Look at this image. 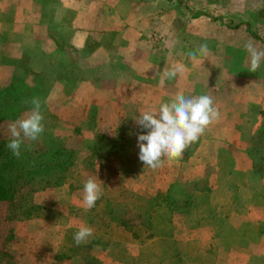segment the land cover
Returning a JSON list of instances; mask_svg holds the SVG:
<instances>
[{
    "label": "rangeland",
    "instance_id": "1",
    "mask_svg": "<svg viewBox=\"0 0 264 264\" xmlns=\"http://www.w3.org/2000/svg\"><path fill=\"white\" fill-rule=\"evenodd\" d=\"M257 1L261 2L260 7L252 9ZM161 2L195 5L192 18L220 20L227 26L239 22L247 35L255 36L258 47L261 44L264 51V0ZM236 11L238 14L233 15ZM0 37V89H8L0 93V146L8 142V123L31 108L30 104L22 103L24 99L33 96L41 99L45 126L38 140L25 141L21 146L23 157L29 149L35 151L29 155L28 166L33 180L19 190L17 208L10 210L0 202V247L6 251V255L0 251V264H264V203L257 204L259 211L255 217L248 211L251 205L248 201L254 193L264 198V184L237 192L241 204L227 205L225 195L209 197V184L215 179L212 172L206 169L204 178L194 180L193 166L185 167L182 175L177 166L195 151L198 140L184 151L187 157L182 154L177 160H165L156 170L144 167L135 176H109L98 159L101 145L106 143L100 137L118 143L119 136L125 133L129 151L138 157L137 136L143 130L135 123V109L115 108L111 116L100 106L86 110L79 107L75 112L69 107V116L62 111L58 115V100L65 98L61 94L54 96L55 91L50 89L48 82L53 76L47 70L33 67L38 59H33L31 69L29 59L2 57L13 47L4 34ZM68 54L55 66V71L61 72L56 76L67 75L70 82L78 83L88 76V66L81 58L82 52L73 53L74 58ZM238 60L242 61V57ZM260 65L262 68L253 73L257 78H264V60ZM89 72L92 74L93 69ZM223 82L224 78L216 75L208 80L214 87L222 86ZM238 82L242 90L249 85L248 79H238ZM86 95V92L79 93L77 100H85ZM93 95L97 100L110 98L99 86ZM72 116L75 121L68 122L67 118ZM62 147L73 154L64 177L58 167L62 156L55 154ZM248 152L253 174L262 177L263 127L249 139ZM89 176L97 178L103 194L94 207L86 210L82 202L83 182ZM23 206L34 207L30 216L22 214ZM81 224L91 226L93 235L87 243L76 246L73 234ZM255 226L261 229L260 233H253ZM238 229L241 234L237 235Z\"/></svg>",
    "mask_w": 264,
    "mask_h": 264
},
{
    "label": "crops",
    "instance_id": "2",
    "mask_svg": "<svg viewBox=\"0 0 264 264\" xmlns=\"http://www.w3.org/2000/svg\"><path fill=\"white\" fill-rule=\"evenodd\" d=\"M260 5L257 1L252 9ZM192 6L161 0H0V36L4 34L13 47L2 57L29 59L31 69L33 59H38L39 64L36 61L33 67L53 76L48 82L50 89L54 96L65 98L58 100L57 113L66 117L69 107L75 112L79 107L100 106L111 116L115 108H134L138 115L140 110L158 108L177 93L210 95L220 117L198 139L195 151L199 153L194 151L177 164L179 175L185 167L193 166L196 175L192 178L202 179L208 169L215 178L208 196L225 195L227 205L236 204L241 201L237 192L264 184V175L253 174L248 155L249 139L264 128V78L250 72V66L241 67L250 64L246 43H253L258 50L263 47H258L255 37L247 35L234 16H228L237 23L232 26L220 20L192 18ZM202 43L208 45L207 56L188 58L187 53ZM66 51L73 58V53L82 52L88 66V76L78 83L70 82L67 75L56 76L61 72L55 71V66L65 59ZM172 66H182L183 73L161 85L163 69ZM213 75L224 78L222 86L208 84ZM238 79H248L245 90L240 89ZM97 86L106 96L110 94L108 100L93 95ZM65 92L70 93L66 96ZM81 92L87 93L85 100H77ZM259 201L264 203V198L255 193L248 201L253 217L259 211ZM260 230L255 226L253 233ZM235 234H241L239 229Z\"/></svg>",
    "mask_w": 264,
    "mask_h": 264
},
{
    "label": "clouds",
    "instance_id": "3",
    "mask_svg": "<svg viewBox=\"0 0 264 264\" xmlns=\"http://www.w3.org/2000/svg\"><path fill=\"white\" fill-rule=\"evenodd\" d=\"M250 57V72H257L264 51L258 50L253 43L245 44ZM207 43L200 44L187 53L188 58L196 60L198 56H207ZM183 73L182 66L165 67L161 73L160 83L173 79ZM31 108L20 118L8 123L9 133L6 148L16 158L21 157V146L25 141H36L45 131L42 102L38 96L22 100ZM220 113L210 95H185L177 93L169 101L161 103L158 108L140 110L134 117L136 125L142 129L137 136L139 148L138 159L144 167L156 170L165 160L172 161L182 157L183 152L196 142L208 126L219 119ZM101 184L97 178L89 176L83 182L82 202L86 210L95 206L102 196ZM93 235L91 226L81 224L73 234L76 246L87 243Z\"/></svg>",
    "mask_w": 264,
    "mask_h": 264
},
{
    "label": "trees",
    "instance_id": "4",
    "mask_svg": "<svg viewBox=\"0 0 264 264\" xmlns=\"http://www.w3.org/2000/svg\"><path fill=\"white\" fill-rule=\"evenodd\" d=\"M7 90V88L0 89V93L7 92ZM119 138L120 142L115 143L106 137H100V140L106 141V143L101 145V150L98 152V159L101 166H105L107 174L111 177L122 175L125 177H131L138 173H142L144 166L139 162L138 157L129 151V147L126 145V143L129 142L125 133L121 134ZM6 144L7 141L5 142V146H0V202L4 203L8 209L14 210L17 208L15 201L19 190L25 184L33 180V174L28 166H30L29 163L31 164L29 155L34 153L35 150L31 148L29 149V152H23L24 157L21 155L18 159L12 155L9 149L6 148ZM55 154H57V156H62V160L59 161L60 164L58 167H60V171L64 173L62 176L64 177L70 166L69 159L73 155L72 151L62 147L60 150H56ZM183 156L187 157L188 154L184 152ZM88 165L90 166V164ZM91 166L93 167L94 165L91 164ZM33 208V206L21 207L22 214L26 217L30 216ZM6 233L7 232L3 234ZM8 235L5 237L7 238ZM2 245H4V243ZM4 249L5 248L2 246L0 247V251L2 250L1 252L6 255Z\"/></svg>",
    "mask_w": 264,
    "mask_h": 264
}]
</instances>
